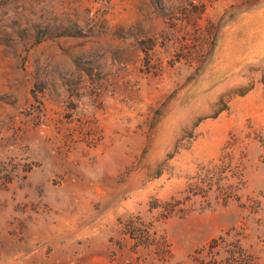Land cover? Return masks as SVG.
I'll use <instances>...</instances> for the list:
<instances>
[{"label": "rangeland", "instance_id": "obj_1", "mask_svg": "<svg viewBox=\"0 0 264 264\" xmlns=\"http://www.w3.org/2000/svg\"><path fill=\"white\" fill-rule=\"evenodd\" d=\"M0 264H264V0H0Z\"/></svg>", "mask_w": 264, "mask_h": 264}]
</instances>
